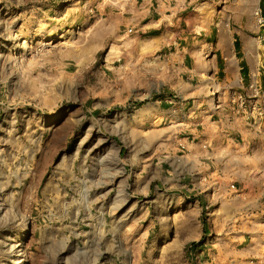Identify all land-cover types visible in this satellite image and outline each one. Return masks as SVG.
Instances as JSON below:
<instances>
[{"label": "rangeland", "instance_id": "1", "mask_svg": "<svg viewBox=\"0 0 264 264\" xmlns=\"http://www.w3.org/2000/svg\"><path fill=\"white\" fill-rule=\"evenodd\" d=\"M99 1L0 0V264H193L192 208L140 169L179 134L137 115L175 74Z\"/></svg>", "mask_w": 264, "mask_h": 264}, {"label": "crops", "instance_id": "2", "mask_svg": "<svg viewBox=\"0 0 264 264\" xmlns=\"http://www.w3.org/2000/svg\"><path fill=\"white\" fill-rule=\"evenodd\" d=\"M230 1L241 6L230 12ZM214 4H223L221 20ZM97 7L105 35L124 39L132 28L130 39L158 58L166 54L175 74L169 91L151 90L137 115L179 134L160 143L159 131L160 153L140 169L163 171L162 189L192 208L190 260L264 264V0H101Z\"/></svg>", "mask_w": 264, "mask_h": 264}, {"label": "built area", "instance_id": "3", "mask_svg": "<svg viewBox=\"0 0 264 264\" xmlns=\"http://www.w3.org/2000/svg\"><path fill=\"white\" fill-rule=\"evenodd\" d=\"M126 31H127L128 33H129V32H132V28H128ZM251 88H252L254 94L257 95L258 92H259L258 88H257L254 84L251 85Z\"/></svg>", "mask_w": 264, "mask_h": 264}, {"label": "bare ground", "instance_id": "4", "mask_svg": "<svg viewBox=\"0 0 264 264\" xmlns=\"http://www.w3.org/2000/svg\"><path fill=\"white\" fill-rule=\"evenodd\" d=\"M61 36V35H60ZM24 42V41H23ZM107 58H110V55H109V52H107V54H106V56H105V59H107ZM168 204V203H167ZM121 243V242H120ZM120 248V247H119ZM121 250L125 253V254H127L128 253V250L126 249V248H121ZM123 264H127V263H125V262H123Z\"/></svg>", "mask_w": 264, "mask_h": 264}]
</instances>
